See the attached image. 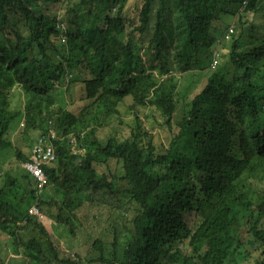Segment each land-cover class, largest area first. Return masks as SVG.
I'll return each mask as SVG.
<instances>
[{"label":"trees","instance_id":"trees-1","mask_svg":"<svg viewBox=\"0 0 264 264\" xmlns=\"http://www.w3.org/2000/svg\"><path fill=\"white\" fill-rule=\"evenodd\" d=\"M125 2L0 0V151L14 121L56 131L41 192L19 148L16 170L0 172L11 252L0 264H264V31L244 25L264 0H140L136 21ZM225 13L239 29L228 38L230 25L215 31ZM66 74L85 77L77 114L51 95ZM15 88L26 101L13 111ZM119 104L128 136L102 139L122 123ZM155 126L171 135L166 150ZM35 203L72 240L88 236L85 254L60 249Z\"/></svg>","mask_w":264,"mask_h":264},{"label":"rangeland","instance_id":"rangeland-1","mask_svg":"<svg viewBox=\"0 0 264 264\" xmlns=\"http://www.w3.org/2000/svg\"><path fill=\"white\" fill-rule=\"evenodd\" d=\"M141 2L140 0H126L123 7L120 9V14L126 19L131 21H136L138 18V9ZM58 7V6H57ZM118 10L115 11L117 13ZM60 14V13H58ZM237 19L230 16V14L225 13L221 14L219 20L215 23L218 27L215 31L219 30L218 33H221V27L226 28L228 25L234 23L236 31H238L237 26ZM244 25L255 26L259 32H263L264 29L261 28L260 25L264 24V13L258 16L249 15L246 18ZM64 23V22H63ZM65 25V24H64ZM67 28L65 25L64 28ZM68 30V29H67ZM226 53V50H223ZM203 60H205L203 58ZM80 78V79H79ZM82 79L85 77L78 76V74L70 75L66 74L63 80L57 83L53 90H51L52 97L56 100V108H66L73 114H77L86 104V95L84 91V85ZM196 80V88L195 90H199L202 86L203 79L194 78ZM179 80H183L179 78ZM189 79L185 78L183 81V87L188 83ZM26 99L25 96L20 93L18 88L13 89L11 93H9V104L10 108L13 111L21 110L25 103ZM128 104V103H126ZM120 111V119L119 121L122 122L119 124L117 120H113L114 122L110 125L114 124L112 127H108L107 129L101 130L98 134L99 136L104 139L110 133L115 132L114 128L121 130V133H118L117 136L119 138H124L128 136L129 127L132 125L133 116L131 113L127 111V108L123 106V104H119L118 106ZM144 112H140V116L143 115ZM142 117V116H141ZM146 123L151 124L152 119L149 116L148 119L145 120ZM154 144L156 145L157 149L166 150L169 147V141L171 139V135L168 134L166 130H162V128L154 127ZM174 131H172L173 133ZM39 135L36 131L26 130L25 125H22V121H14L11 125L9 131H7L6 135L4 136L5 140L11 143V148L7 150L0 151V172L3 173L5 171H15L17 167V163L14 156V149L19 148L20 151L24 154H28L30 150L31 141L35 140ZM176 145V144H175ZM175 147V146H174ZM177 147V146H176ZM110 165H114V163H110ZM103 198L100 196H95L96 201H101ZM94 211V210H93ZM93 213L90 215L92 216ZM106 219V215L101 216V221ZM41 222L45 225L47 231L52 235L53 239L56 241L57 245L60 247L61 250L65 252H74L73 250H78L82 254H85L86 251V243L88 240V236L81 235L78 239L72 240L67 231L62 227L54 223V221L49 218L48 216L40 215ZM187 220L192 224L195 222V218L193 216L187 217ZM94 226L90 233H96L100 230L98 223H93ZM88 233V235L90 234ZM9 243V239L6 235L0 233V255L2 257H6L7 255L10 256V250L7 248V244ZM253 245V243H252ZM83 250V251H81ZM87 256L85 255L84 258ZM88 259V258H86Z\"/></svg>","mask_w":264,"mask_h":264},{"label":"built area","instance_id":"built-area-1","mask_svg":"<svg viewBox=\"0 0 264 264\" xmlns=\"http://www.w3.org/2000/svg\"><path fill=\"white\" fill-rule=\"evenodd\" d=\"M233 30L234 25H231L227 29L225 38H228ZM214 64L215 62L212 63V66H214ZM80 136L82 137V134ZM55 137L56 133L52 129H49L47 133L40 135L37 141L31 146L28 159L22 163L23 169L33 178L38 192H41L47 185V175L45 174L43 167L46 163L54 161L55 159L54 151L51 146L52 139ZM70 142L74 144L75 139L71 138ZM29 212L40 216V211L36 203L29 207Z\"/></svg>","mask_w":264,"mask_h":264},{"label":"clouds","instance_id":"clouds-1","mask_svg":"<svg viewBox=\"0 0 264 264\" xmlns=\"http://www.w3.org/2000/svg\"><path fill=\"white\" fill-rule=\"evenodd\" d=\"M22 125H24V122L22 121ZM48 125H49V129H52V130H54L53 128V122L52 121H48ZM49 131V130H48ZM47 131V132H48ZM55 131V130H54ZM55 133H56V131H55ZM44 134V133H43ZM40 135H42V134H39L38 136H37V139H38V137L40 136ZM37 141V140H36ZM31 149V148H30ZM21 166H22V164H21Z\"/></svg>","mask_w":264,"mask_h":264}]
</instances>
